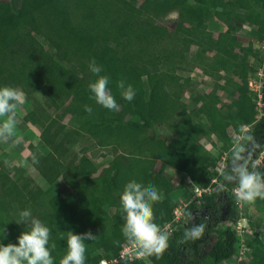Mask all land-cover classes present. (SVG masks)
Listing matches in <instances>:
<instances>
[{
    "label": "trees",
    "instance_id": "16d2710c",
    "mask_svg": "<svg viewBox=\"0 0 264 264\" xmlns=\"http://www.w3.org/2000/svg\"><path fill=\"white\" fill-rule=\"evenodd\" d=\"M173 12L176 16L169 17ZM211 20L225 29L214 34L207 28ZM244 25L256 28L246 42L240 36ZM259 28H264V0H0V87L20 89L25 97L41 95L18 127L41 128L39 138L45 148L29 143L28 159L47 184L41 187L26 170L0 160V244H18V237L28 229L15 220L19 211L30 209L51 230L55 264L67 251V231L97 236L85 241V264H99L103 259H116L113 264H220L232 258L239 237L234 228L204 222L201 240L185 242L184 233L193 225L188 220L171 232L161 259H122L120 251L127 241L122 234L120 197L131 180L155 185L163 201L154 205V214L163 227L173 218L177 198L163 186L158 162L175 165L193 191L215 175L209 151L200 142L203 137L215 134L226 145L230 139L223 137V131L233 120L235 127L252 126L247 133L260 146L252 150L255 156L264 149V124L256 120L257 108L247 90V79L256 72L260 56L253 41L264 40ZM192 46L198 52L206 50L198 64L217 82L223 81L230 98L224 114L219 84H215L203 103L204 122L195 120L201 93L192 97L194 108L188 110L182 96L191 84L175 69L186 62ZM93 58L102 65V74L110 77L108 87L120 105L117 112L90 99L88 84L97 78L88 70ZM231 60L239 64L237 77L219 73H227ZM120 80L135 89L131 102L122 98L116 86ZM235 99L240 106L233 104ZM86 104L93 109L91 115L84 110ZM60 116L69 117L73 125ZM84 142L107 149L112 158L99 167L91 158L70 155L72 145L84 147ZM231 154L232 150L224 171ZM34 155L37 163L32 161ZM259 167L264 171V156ZM59 177L69 188L65 195L56 189ZM220 179L204 200H192L189 210L215 208L224 192L221 174ZM183 196L189 200L191 193L185 189ZM256 202L264 209V200ZM243 209L247 211L246 204ZM228 213L238 217L234 208ZM211 232L215 240L208 249H201ZM247 243L250 260L239 264H264V250H257L250 240Z\"/></svg>",
    "mask_w": 264,
    "mask_h": 264
},
{
    "label": "clouds",
    "instance_id": "9594fccd",
    "mask_svg": "<svg viewBox=\"0 0 264 264\" xmlns=\"http://www.w3.org/2000/svg\"><path fill=\"white\" fill-rule=\"evenodd\" d=\"M88 70L97 77L94 82L88 84L90 99L109 111H119L120 105L108 87L110 77L102 74V65L93 58L88 63ZM116 86L124 100L131 102L135 98L136 92L132 85L126 86L125 81L120 80ZM24 102L20 89L11 86L0 87V142L18 143V109ZM84 110L89 115L93 112L92 107L87 104L84 105ZM245 143L260 147L251 133H245L241 139L235 140L231 161L227 170L221 173L223 183L220 188L223 191L226 184H234L232 194L235 201L252 205L258 199L264 200V171L260 170L259 162L253 158V151H250ZM32 161L38 162L35 155ZM162 201L163 196L155 185H144L136 180L129 181L121 194L120 203L125 221L122 234L136 250L138 258L161 259L169 248L171 233L166 227L156 223L154 214V205ZM189 216L193 219L192 214ZM15 221L26 224L28 230L18 237V244H0V264H55L52 250H55L56 244H50V228L34 218L30 209L19 211ZM204 233V224H194L185 231L183 240L195 242L201 240ZM96 237L91 232L76 234L67 231V251L60 258L59 264H85V241L95 240ZM61 239L64 237L61 236ZM121 258L127 260L129 257L122 253Z\"/></svg>",
    "mask_w": 264,
    "mask_h": 264
},
{
    "label": "rangeland",
    "instance_id": "374dc122",
    "mask_svg": "<svg viewBox=\"0 0 264 264\" xmlns=\"http://www.w3.org/2000/svg\"><path fill=\"white\" fill-rule=\"evenodd\" d=\"M259 0H257L258 2ZM16 3L17 0H14ZM176 13L173 12L169 17H175ZM208 30L217 34L218 32L225 29V25L217 20H211L207 24ZM264 33V28H259ZM256 28L244 25L240 31V36H244V41H247V38L252 36ZM254 49L257 50L260 54L258 61L256 63L257 70L255 73H251L247 79V90L248 95L251 97L252 102H254L257 108L256 120L259 121L262 125L264 124V98H263V89H264V74L262 72V67L264 66V40H254ZM197 47L192 46L190 50L186 53V62L184 64H177L175 69L179 75L182 76L184 82L191 84L185 91L182 96V101L186 104L187 109L194 108V105L191 103L192 97L201 93V100L196 105L197 118L200 122H204V116L202 111L203 103L209 98V92L215 84H219L217 93L219 94L221 101L219 105L224 106L228 104L230 98L225 94L223 88V81L217 82L215 78L211 77L207 72H205L200 65L198 64L201 54H207L205 49H201L199 52L196 51ZM235 56L240 57L239 52L235 53ZM209 57V56H208ZM261 62V65H260ZM239 69V64L236 60H231L228 66L227 73L219 71L220 74H227L229 76L237 77ZM24 95V94H23ZM25 102L18 109V118L19 121H22L24 114L33 107L34 99L41 101V95L35 93L30 97H25ZM234 105H241V102L238 99H235L233 102ZM224 114L227 113L228 109L224 106ZM234 113L235 109L231 108L230 110ZM60 120L66 122L68 126L73 125V121L69 117H59ZM237 121H233L229 124L223 131V137L230 139V141L223 145L220 139H217L215 134H210L201 139L202 145L209 151L210 160L212 163V170L215 172L214 177L211 181L204 187L196 186L200 189V195L191 191L188 188L189 179L179 176L177 172V167L175 165L166 166L161 162H158L156 165L157 170L162 175V183L165 189L168 192L176 194L177 206L180 205L179 210L183 213V218L178 223L171 225L172 230H178L182 225L181 223H187L188 220H191L189 214H192L189 210L190 202L192 200H204L206 196L213 190L215 186L220 184V174L224 172L226 166V158L228 152L233 150L235 140L241 139L245 133L249 132L252 128L251 125L241 124L238 127H235L233 124H236ZM41 128L37 125H26L24 130L17 128V142H8L4 143V146L0 149V160L2 159L5 164H10L12 168L17 166L21 167L23 170L29 172V174L34 178L35 182L41 187L45 188L47 186L45 180L38 174V171L30 164L28 156L30 154V149L28 147L29 143L34 144L39 150H43L45 145L39 138V132ZM166 134V133H165ZM246 144V143H245ZM76 143L70 147V155L77 156L78 158L88 159L91 158L99 167H102L108 163L112 158L110 153H107V149H102L91 145L90 143ZM249 150H254V145H249ZM106 152L105 156L101 154ZM264 156V149L260 151L256 156L253 154V158L256 159L259 163L261 162L262 157ZM56 189L63 195L67 194L69 188L64 183L63 177H59L55 182ZM235 187L234 184L226 185L224 187V192L226 193V202L219 204V211L215 216H212L211 224L219 228L231 227L236 230L238 234V243L236 247V252L232 258L222 262L220 264H239L244 261L250 260V246L246 242L248 240L253 243L257 250H264V209L260 204L255 202L252 205H247V211L243 209V203H236L231 205V202L235 200V197L232 194V189ZM187 189L191 193L189 200H185L183 196L184 190ZM235 206V207H234ZM234 208L238 212V217L234 218L233 215H229L228 211ZM189 210V211H188ZM241 227V229H239ZM190 227H187L189 229ZM243 228V229H242ZM170 233L171 230H168ZM215 240V234L210 233L208 237L203 240L200 244L201 249H208L212 242ZM147 261V260H146ZM149 263V262H148Z\"/></svg>",
    "mask_w": 264,
    "mask_h": 264
},
{
    "label": "built area",
    "instance_id": "2783aa9c",
    "mask_svg": "<svg viewBox=\"0 0 264 264\" xmlns=\"http://www.w3.org/2000/svg\"><path fill=\"white\" fill-rule=\"evenodd\" d=\"M193 191L195 193H197L198 195H200V189L198 187H194ZM179 207H180V205L175 207V209L173 211V218L171 219V221H169L166 225L163 226V227H166L167 230L173 231L172 228H171V225L174 224V223H177V222L179 223L181 221V219L183 218V213L178 211ZM239 229H241V227ZM122 253H124L126 256H128L129 257L128 259H134V258L140 259L136 255V250L128 242L124 243L122 245L119 257H121ZM116 261H117L116 259H113V260H110V261H107V260L103 259V260L100 261L99 264H113Z\"/></svg>",
    "mask_w": 264,
    "mask_h": 264
},
{
    "label": "flooded vegetation",
    "instance_id": "af4514ba",
    "mask_svg": "<svg viewBox=\"0 0 264 264\" xmlns=\"http://www.w3.org/2000/svg\"><path fill=\"white\" fill-rule=\"evenodd\" d=\"M226 202V193L223 192V197H217L216 200V207L211 209L207 207H203L200 210H193L191 222L194 224H203L204 222H207L209 226L211 224L212 216H215L219 211V204ZM210 233H207L206 237H208ZM205 238V237H204ZM205 240V239H204Z\"/></svg>",
    "mask_w": 264,
    "mask_h": 264
},
{
    "label": "crops",
    "instance_id": "0c3cea01",
    "mask_svg": "<svg viewBox=\"0 0 264 264\" xmlns=\"http://www.w3.org/2000/svg\"><path fill=\"white\" fill-rule=\"evenodd\" d=\"M5 142H0V149L4 146ZM8 143V142H7ZM12 167V166H11ZM29 173V172H28Z\"/></svg>",
    "mask_w": 264,
    "mask_h": 264
}]
</instances>
